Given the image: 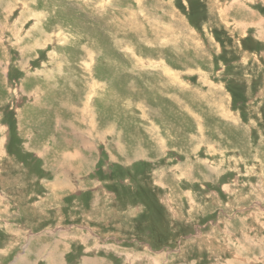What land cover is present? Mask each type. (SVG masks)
Segmentation results:
<instances>
[{"label":"rangeland","instance_id":"obj_1","mask_svg":"<svg viewBox=\"0 0 264 264\" xmlns=\"http://www.w3.org/2000/svg\"><path fill=\"white\" fill-rule=\"evenodd\" d=\"M0 264H264V0H0Z\"/></svg>","mask_w":264,"mask_h":264},{"label":"trees","instance_id":"obj_2","mask_svg":"<svg viewBox=\"0 0 264 264\" xmlns=\"http://www.w3.org/2000/svg\"><path fill=\"white\" fill-rule=\"evenodd\" d=\"M230 85H232V83L229 82V89L232 92V97H233V106L238 109L239 111L242 112V114H245V105H246V101H245V97H244V89L241 85L242 91L239 92L236 89H234L233 87H230Z\"/></svg>","mask_w":264,"mask_h":264},{"label":"bare ground","instance_id":"obj_3","mask_svg":"<svg viewBox=\"0 0 264 264\" xmlns=\"http://www.w3.org/2000/svg\"><path fill=\"white\" fill-rule=\"evenodd\" d=\"M33 101V100H32Z\"/></svg>","mask_w":264,"mask_h":264}]
</instances>
